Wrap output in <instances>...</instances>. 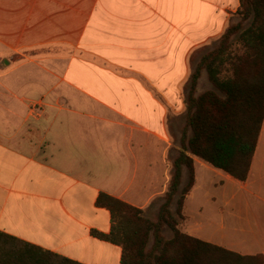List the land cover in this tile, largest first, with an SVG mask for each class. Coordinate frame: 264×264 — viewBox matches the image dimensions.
Listing matches in <instances>:
<instances>
[{
	"label": "crops",
	"instance_id": "0c3cea01",
	"mask_svg": "<svg viewBox=\"0 0 264 264\" xmlns=\"http://www.w3.org/2000/svg\"><path fill=\"white\" fill-rule=\"evenodd\" d=\"M238 6L0 0V232L81 264H121V246L92 233L111 229L96 199L105 193L145 214L156 207L170 180L167 108L191 53L216 40ZM258 143L245 181L194 158L185 232L264 254L255 218L264 208L251 205L264 204Z\"/></svg>",
	"mask_w": 264,
	"mask_h": 264
},
{
	"label": "trees",
	"instance_id": "16d2710c",
	"mask_svg": "<svg viewBox=\"0 0 264 264\" xmlns=\"http://www.w3.org/2000/svg\"><path fill=\"white\" fill-rule=\"evenodd\" d=\"M204 72L211 87L198 92ZM185 83V122L171 143L170 180L155 217L100 193L96 205L109 210L111 229L92 233L121 246V264H264L262 253L240 254L179 227L195 181V157L239 181L247 179L264 122V0H239L223 33L200 55ZM0 264L81 263L0 232Z\"/></svg>",
	"mask_w": 264,
	"mask_h": 264
},
{
	"label": "rangeland",
	"instance_id": "374dc122",
	"mask_svg": "<svg viewBox=\"0 0 264 264\" xmlns=\"http://www.w3.org/2000/svg\"><path fill=\"white\" fill-rule=\"evenodd\" d=\"M215 41H216L215 39L210 40L207 44L197 48L196 50H194L191 53V58L193 60L191 59V65L190 66H189V63H188V69L189 70H185L187 73L190 72L191 67L196 63V61L199 59L200 55L202 53H204L208 48H210ZM186 77H188V76H186ZM185 81L186 80H184L180 84L179 90L174 92L175 96L172 99L174 108H167V115H166V118H165V121H166L165 123H166L167 132L170 135L171 143H172L173 139L177 138L180 135L182 126H183V124L185 122V116H184L183 111L181 113L177 112V110L179 108L177 105L178 104L181 105L180 101L181 100L183 101V92H184L185 85H186ZM210 87H211V85H210V83H209V81L207 79L206 73L204 72L202 74V77H201L200 81H199L197 91L198 92H202L204 90L209 89ZM152 93H153L154 96H157L158 100H160L161 102H164V99H163V97L161 96V94L159 92L152 91ZM167 93L171 94V91H169ZM263 151H264V122H263L262 131H261V135H260L259 143H258V153L261 154ZM169 155H170V157H173L174 152L169 151ZM259 162H261L260 161V156H259ZM160 202H161V200L157 201L156 202V207L152 208L153 210L151 209V211H148L145 215L148 216V217L154 218L156 213H157V209H158V206H159ZM251 205L255 208V211H257L259 209L263 210V208H264V204H261L260 202L256 201L255 199H252ZM259 212L260 211H258L256 213L257 216L255 218L257 220L256 222L259 223V225L261 226L260 231H262V232L257 234L256 238L261 239V242H263L264 241L263 240L264 239V214L263 213H259ZM209 213L211 215H213V212L211 210L208 212V216H209ZM198 221L202 222V220H200V219H198ZM184 223H185L184 220H182V221H180V224H179V227L182 230H183V224ZM206 225L207 224H205L206 231H209V232L212 233V231H213L212 224L207 225V226ZM231 234L232 233H230L229 235H231ZM164 235H165V237H170L171 236V231L169 229H165Z\"/></svg>",
	"mask_w": 264,
	"mask_h": 264
},
{
	"label": "built area",
	"instance_id": "2783aa9c",
	"mask_svg": "<svg viewBox=\"0 0 264 264\" xmlns=\"http://www.w3.org/2000/svg\"><path fill=\"white\" fill-rule=\"evenodd\" d=\"M37 105L36 106H33L32 109H36Z\"/></svg>",
	"mask_w": 264,
	"mask_h": 264
}]
</instances>
